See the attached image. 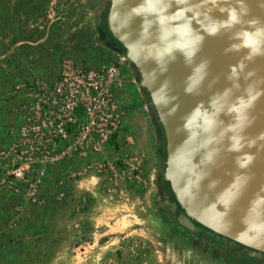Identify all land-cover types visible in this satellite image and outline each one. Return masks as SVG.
<instances>
[{"label":"rangeland","instance_id":"374dc122","mask_svg":"<svg viewBox=\"0 0 264 264\" xmlns=\"http://www.w3.org/2000/svg\"><path fill=\"white\" fill-rule=\"evenodd\" d=\"M79 4L0 0V151L26 115L16 86L52 83L67 62L94 68L118 55L99 35V12L87 16ZM122 70L111 89L119 132L100 152L62 161L20 192L0 160V264H264L173 218L159 194L155 117L126 59Z\"/></svg>","mask_w":264,"mask_h":264},{"label":"water","instance_id":"95a60500","mask_svg":"<svg viewBox=\"0 0 264 264\" xmlns=\"http://www.w3.org/2000/svg\"><path fill=\"white\" fill-rule=\"evenodd\" d=\"M186 216L264 253V0H108Z\"/></svg>","mask_w":264,"mask_h":264},{"label":"built area","instance_id":"2783aa9c","mask_svg":"<svg viewBox=\"0 0 264 264\" xmlns=\"http://www.w3.org/2000/svg\"><path fill=\"white\" fill-rule=\"evenodd\" d=\"M112 61L94 68L67 62L52 83L16 86L15 92L27 96L26 115L10 129V144L0 151V160L11 163L12 191L31 188L60 162L89 159L110 144L121 121L111 89L122 77L125 58L118 54Z\"/></svg>","mask_w":264,"mask_h":264},{"label":"trees","instance_id":"16d2710c","mask_svg":"<svg viewBox=\"0 0 264 264\" xmlns=\"http://www.w3.org/2000/svg\"><path fill=\"white\" fill-rule=\"evenodd\" d=\"M109 3H107V6L105 8V10H103V12L101 13L100 16V22L98 24V28H99V35L102 39V41L106 44V46L111 49L112 51H115L116 54L119 55H124L125 53V48L124 46L111 34V32L109 31V29L107 28V24H106V15H107V9H108ZM133 74L137 75L138 71L137 69L134 67L133 68ZM144 93L145 96V100L149 101L150 97L148 92L145 89H141ZM154 116L156 118V123H155V130H156V136H157V140H158V157L160 160H165L166 158V150H165V136H164V132H163V128L161 126V123L159 122V120L157 119V116L154 112ZM159 194L161 195V198L163 200H165V202L170 206L171 208V212L173 214V218H180V219H186L187 221H189L192 226L194 228L200 229L202 232H204V234L206 235H210L215 239L221 240L223 242V244H231L234 247H237L238 249H242L248 252H255L254 254L257 255L258 251H255L251 248H248L244 245L235 243L231 240H222L221 236H219L218 234L212 232L211 230H209L208 228L202 226L201 224H199L197 221L192 220L190 218H188L183 210V208L181 207V205L178 203V201L176 200V197L171 189L170 183L168 180L163 179L160 186H159ZM239 255L238 252H235V255ZM264 255V253H263ZM240 256V255H239ZM264 257V256H263Z\"/></svg>","mask_w":264,"mask_h":264},{"label":"crops","instance_id":"0c3cea01","mask_svg":"<svg viewBox=\"0 0 264 264\" xmlns=\"http://www.w3.org/2000/svg\"><path fill=\"white\" fill-rule=\"evenodd\" d=\"M79 3L77 10L81 11L84 9L87 16L91 14L97 15L98 12L101 15L107 6L108 0H79Z\"/></svg>","mask_w":264,"mask_h":264},{"label":"flooded vegetation","instance_id":"af4514ba","mask_svg":"<svg viewBox=\"0 0 264 264\" xmlns=\"http://www.w3.org/2000/svg\"><path fill=\"white\" fill-rule=\"evenodd\" d=\"M155 117V116H154ZM155 123H156V118H155ZM156 126V125H155ZM158 167L159 168H162L163 166H164V160H161V161H158ZM162 180H163V177H162V175H160L159 177H158V179H157V182H158V186H160V184H161V182H162ZM179 219V218H178ZM220 236V235H219ZM222 238V237H221ZM222 240L224 241V240H226V239H223L222 238ZM227 240H229V239H227ZM253 253H255V252H253ZM257 255L258 256H264L263 255V253H257Z\"/></svg>","mask_w":264,"mask_h":264}]
</instances>
